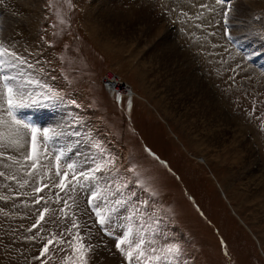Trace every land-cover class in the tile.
<instances>
[{"label": "rangeland", "instance_id": "obj_1", "mask_svg": "<svg viewBox=\"0 0 264 264\" xmlns=\"http://www.w3.org/2000/svg\"><path fill=\"white\" fill-rule=\"evenodd\" d=\"M36 1L29 0V6L19 1L20 13L17 9L13 12L28 17L27 26L19 24L24 35L13 39L6 36L5 29L1 31L0 25V42L26 57L38 70L34 75L59 91L65 102L55 107L24 109L18 118L41 128L59 131L64 127L66 132H79L78 138L61 136L58 142L62 141L64 147L70 144V162L84 168L91 166L85 157L99 155L95 144L102 145L115 164V176L109 174L100 182L111 183L113 178L128 182L129 191L135 193L128 197L130 201L137 206L142 200L148 201V214L159 217L158 238L167 236L180 242L181 264H264V198L253 199L256 169L264 176V0H231L228 5L214 0L221 6V23H217L221 26L216 34L222 37L212 44L213 56L206 51L211 47L208 41L199 40L194 31L190 32L198 41L185 36L180 26L183 23L178 25L175 17L172 20V16L157 13L155 8L152 15L148 9L149 18L142 15L143 5L138 0ZM156 1L186 7L205 0ZM132 2L136 3L133 10L128 6ZM5 5L0 9V18L12 9L10 3ZM213 6L208 0L203 10L210 19L216 18L211 15ZM184 16L195 19L196 26L205 22L194 14ZM185 21L187 27L192 24V20ZM163 39L188 58L166 57L164 48L172 54L174 47L161 45ZM244 42L250 44L247 49ZM217 64L225 68L217 69ZM194 75L198 76L195 81L199 86L189 79H195ZM105 76L108 81L117 77L113 88L120 91L118 97L103 82ZM74 89L76 93H72ZM71 100L75 105L67 103ZM63 104L75 110H64ZM26 112L35 115L33 122ZM73 120L79 125L75 129L67 127ZM0 131L5 134L6 144L11 129L4 125ZM241 133L254 148L255 161L252 157L250 162L246 151L239 147ZM42 139L38 133L35 151L29 133L24 135V149L0 148L5 153L0 157V172L5 173L0 176V264H80L85 249L77 232L85 237L83 243L94 245L87 253L88 264H128L117 251L115 240L95 223L86 189L77 190V207L60 212L64 204L63 200L56 202L57 193L67 199L68 189L61 192L53 186L60 177L55 175L56 161L43 148ZM56 148L61 146L57 143ZM30 153L31 159H24ZM9 155L16 159H7ZM129 168L136 169L140 180L155 195L136 186V177L127 171ZM70 178L65 179L69 187ZM45 184L48 187H43ZM35 188L42 191L35 192ZM45 207L49 211L37 224ZM131 207L129 203L119 210L121 224L128 214L126 209ZM73 219L81 225L79 229L72 228Z\"/></svg>", "mask_w": 264, "mask_h": 264}, {"label": "snow or ice", "instance_id": "obj_2", "mask_svg": "<svg viewBox=\"0 0 264 264\" xmlns=\"http://www.w3.org/2000/svg\"><path fill=\"white\" fill-rule=\"evenodd\" d=\"M224 16L225 35H228L227 12L224 13ZM228 38L229 40L232 39L231 36ZM28 69L32 71H28ZM36 71L38 70L35 69V66L26 57L17 53L4 42H0V126L8 125L11 129V139L6 144L5 134L0 131V148H22L24 135L25 133H29L31 135L32 149L35 151L37 134L40 133L43 137L41 141L43 148L50 152L56 161L57 171L55 175L60 177L59 182L53 186L59 188L61 192H65V188L68 189L65 192L67 199L57 193L56 202L59 203L60 200H63L64 204L60 212H64L65 208L77 207L78 203L75 194L78 189H86L87 205L91 209V212L95 214V223L100 226L105 235L115 240L117 251L125 256L128 264H132L133 258H135L138 264H181L183 249L180 242L169 239L167 236H163L162 239L158 238L161 236L159 217L155 213L148 214V201H140L139 206L130 201L128 197H134L135 193L129 191L128 182L120 183L115 178L112 179L111 183L108 180H104V183L100 182L104 176H109V174H112L113 177L115 176V164L111 156L102 150V145L95 144L94 147L98 150L99 155L85 157L86 161H91V166L84 168L76 162H70L69 154L73 153L70 144L64 148H56L61 136L78 138L80 136L79 132L71 131L69 133L65 131L64 127H60L59 131L53 127L41 128L34 123H29L18 118L17 114L24 109H39L46 106L55 107L58 103L65 102L64 97L59 91L42 81L39 76L34 75ZM67 103L75 105L74 100L67 101ZM76 107H79V105H76ZM5 116L9 119L6 120ZM78 126V122L75 120L67 125V127L72 129ZM149 154L154 155L150 150ZM4 155L5 153L0 151V157ZM7 159L14 160L16 157L9 155ZM24 159H31V153L25 156ZM32 167L35 168L36 164L34 163ZM127 171L133 173V176L136 177L134 183H136L137 187L143 188L144 191L155 195L140 180V175L135 168H129ZM98 173H103V176L97 175ZM4 175L5 173L0 172V176ZM29 175L33 174L29 173ZM42 175H47V173ZM69 176L71 177L69 180L70 187L65 184V179ZM113 185H115L114 188ZM43 187H48V185L45 184ZM34 191L40 192L42 188H35ZM68 193H72V195L69 196ZM69 200L72 201L71 205L69 204ZM39 202L40 200L37 199L36 203ZM129 203L132 204V207L126 209L128 214L123 216L124 223L121 224L119 222L121 219L119 210ZM48 211L49 208L47 207L43 209L37 220V224L43 219L44 213ZM73 215L75 216V213ZM145 216H147L146 220L144 219ZM114 219L115 223L113 222ZM33 227H36V225H33ZM80 227L81 225L77 223L76 219H73L72 228L79 229ZM84 227L90 234L88 226L85 224ZM71 230L67 229L69 232ZM77 235L80 236L81 247L85 249V252L80 256V264H88L87 253L93 250L94 245L83 243L85 237L80 235L79 232H77ZM51 243L52 240H49V244ZM44 247L46 249L48 245ZM43 255L44 250L41 251V256Z\"/></svg>", "mask_w": 264, "mask_h": 264}, {"label": "bare ground", "instance_id": "obj_3", "mask_svg": "<svg viewBox=\"0 0 264 264\" xmlns=\"http://www.w3.org/2000/svg\"><path fill=\"white\" fill-rule=\"evenodd\" d=\"M20 1V5H25V4H27L28 6H29V4H28V2H29V0H0V9H3V7H7L6 5H5V3H10L11 5H12V9H11V11L10 12H8L7 11V13L5 12L2 16H1V18H0V25H1V31H3L4 29L7 31L6 33L8 34V35H6V36H10V37H12L13 39H14V37H15V39L17 38V37H19V36H23L24 34H23V32L25 31V30H21L22 28L19 26V24H20V22H24L25 23V25L27 26V24H26V19L28 18V17H26L25 16V14H24V12L22 11V14H24V15H21L22 17H21V19H20V15H18V16H16V14H14L13 12L14 11H16V9L18 10V8H19V6L20 5H17V3ZM36 1V0H35ZM219 1H221L220 3L221 4H223V3H225L226 5H228V4H230V1L231 0H219ZM138 2H140V4L141 5H143L142 6V10H141V14L142 15H146L147 17L148 16H150V15H152V12H153V9L155 8V11H157V13H158V11L159 12H161L162 14H164V15H166V17H170V16H172V20H173V18L175 17L176 19V21H177V24L179 25L180 23H183V25H180V26H183L184 28V30L182 31V33L185 35V36H187V37H190L191 39H192V36L193 37H195L196 39H197V41H198V37H199V40H200V38H201V40H202V38H204V39H206L208 42H207V44H208V47L209 46H211V47H209V48H206V51H208L207 53H211V55H212V53H214V47L212 46V44H214L215 45V43H217L220 39H221V37H222V35H219V34H216L217 33V29L221 26V24H217V23H221L220 22V18H219V12H220V9H221V6H220V4H218V2H216V1H214V0H210V2H211V4L212 5H214L213 6V10H214V12H212L211 13V15H213L214 14V16L216 17V18H214V19H210V17H207L205 14H204V12H203V10L204 9H206L207 8V3H208V0H205V1H193V3H191V4H187V6L186 7H184L183 5H181L180 3H176V4H174V3H172L171 1L168 3V5H161V4H158L157 3V1L156 0H138ZM30 3V2H29ZM36 3H37V1H36ZM132 3H133V5H132ZM131 4L130 3H128V4H130V5H128V6H131V9L133 10L136 6V3H134V2H132ZM125 4V3H124ZM5 5V6H4ZM101 5V4H100ZM36 6V5H35ZM134 8H133V7ZM9 8V7H8ZM26 8V7H25ZM103 8V6L100 8V9H102ZM5 9H7V8H5ZM137 9V8H136ZM148 9L151 11V14L150 15H148L147 14V12H148ZM9 10V9H8ZM19 10H20V8H19ZM19 10L17 11V13L19 12ZM37 10V9H36ZM99 10V9H98ZM97 10V11H98ZM103 10V9H102ZM101 10V11H102ZM25 11V10H24ZM28 11V10H27ZM92 11V10H91ZM90 11V13L92 14L93 12H91ZM100 11V10H99ZM104 11V10H103ZM102 11V12H103ZM109 11V10H108ZM105 12V11H104ZM133 12V11H132ZM20 13V12H19ZM26 13V12H25ZM100 13V12H99ZM139 13V12H138ZM186 13H190V14H194V15H196V16H198L199 17V19L201 20V21H205V22H202L203 24H200V26L199 25H195V19H190V18H186L185 16H184V14H186ZM27 14V13H26ZM30 14V13H29ZM34 14V13H33ZM90 14V15H91ZM94 14V13H93ZM99 16L101 15V14H98ZM105 15H107L106 13H105ZM108 16V15H107ZM106 16V17H107ZM18 17H19V19H18ZM26 17V18H25ZM97 17V19H98V16H96ZM103 17V16H102ZM149 18V17H148ZM31 19V18H30ZM101 20H103L102 18H100ZM145 19V18H144ZM185 20H192V24L190 25V26H188L187 27V25H186V21ZM198 20V19H197ZM208 22V25H206V23ZM101 23H102V21H101ZM103 24V23H102ZM165 24V23H164ZM214 24H216L217 26H216V28H213L215 25ZM99 25H101V24H99ZM164 26V25H163ZM166 26H168V25H166ZM179 26V27H180ZM156 27V26H155ZM153 28H154V26H153ZM149 29V28H148ZM152 29V28H151ZM161 29H163V27L161 28ZM181 28H179V30H180ZM204 29H206L207 31H205ZM166 30V29H165ZM150 31V30H149ZM181 31V30H180ZM190 31H194L197 35H198V37L197 36H195L194 34H192ZM206 33H205V32ZM209 31V32H208ZM2 33V32H1ZM28 33H29V31H28ZM159 33V32H158ZM209 36H208V35ZM1 35V34H0ZM29 35V34H28ZM158 36H159V34H157ZM2 37V36H1ZM154 37V36H153ZM209 37H212V39L211 38H209ZM24 38V37H23ZM132 38V37H131ZM130 38V39H131ZM160 38V37H159ZM25 39V38H24ZM23 39V40H24ZM161 39V38H160ZM18 40H20V39H18ZM126 41V40H125ZM196 41V40H195ZM202 41H204V40H202ZM119 43V42H118ZM127 43V42H126ZM198 43V42H197ZM203 43V42H202ZM202 43L200 44V45H202ZM12 44V43H11ZM169 45V43L167 42V39L165 40V39H163L162 41H161V45ZM199 44V43H198ZM204 45H206V41H205V43H203ZM219 44V43H218ZM203 45V46H204ZM243 45H245L244 47H245V49H247L246 47H248L247 45H250L249 43H247V42H244V44ZM13 46V45H12ZM20 46V45H19ZM19 46H17V47H15V48H18ZM199 46V45H198ZM202 46V47H203ZM14 47V46H13ZM125 47V46H124ZM162 47V46H161ZM169 47L170 48H173L174 47V51L172 52V54H171V52L169 51V48H164V50L166 51V53H164L165 54V56L166 57H169L168 55L170 54V56H173L174 58H180V56L183 58V59H186V58H188V57H186V54H183L179 49H177V47H175V45H169ZM206 47H207V45H206ZM142 48V47H141ZM249 48H250V46H249ZM119 49V48H118ZM125 49V48H124ZM127 49V48H126ZM140 49V48H139ZM205 49V48H204ZM211 49V50H210ZM191 51H193V50H191ZM202 51V50H201ZM213 51V52H212ZM186 52V51H185ZM129 53V52H128ZM195 53V52H194ZM200 53H202V52H200ZM204 53H205V51H204ZM203 53V54H204ZM222 53V52H221ZM166 54H168V55H166ZM209 54H207V55H209ZM196 55H197V53H196ZM205 55V54H204ZM210 55V56H211ZM215 55V54H214ZM231 55V54H230ZM130 56V55H129ZM192 56V55H191ZM198 56V55H197ZM196 56V57H197ZM213 56V55H212ZM211 56V57H212ZM220 56V55H219ZM234 56V55H233ZM162 57H164L163 55H162ZM235 57L237 58V56L235 55ZM208 58V57H207ZM217 58V57H216ZM232 58V57H231ZM137 59V58H136ZM181 59V58H180ZM214 59H215V56H214ZM226 59V58H225ZM240 59V58H239ZM190 60V59H189ZM194 60H195V58H194ZM210 60H211V58H210ZM213 60V59H212ZM193 61V60H192ZM192 61H190V62H192ZM216 61V60H215ZM214 61V62H215ZM237 61L239 62V60L237 59ZM242 61V60H241ZM240 61V62H241ZM263 61H264V59H263ZM263 61H262V63H263ZM195 62V61H194ZM208 62H212V61H209L208 60ZM217 62V61H216ZM225 62V61H224ZM239 62V63H240ZM138 63V62H137ZM226 63V62H225ZM225 63H223L224 65H226ZM231 63V62H230ZM233 63V62H232ZM191 64V63H190ZM208 64V63H207ZM222 64V65H223ZM141 65V64H140ZM217 65H220V64H217ZM222 65H220L217 69H222V68H225L224 66H222ZM229 65H232V64H229ZM137 66V65H136ZM210 66V65H209ZM212 66H214V65H212ZM263 67H264V64H263ZM214 69H215V66H214ZM216 69V70H217ZM212 70V69H211ZM235 70V69H234ZM194 71V70H193ZM195 71H196V69H195ZM218 71V70H217ZM221 71V70H220ZM223 73V72H222ZM217 75H219V74H217ZM138 76V75H137ZM187 77H189V76H187ZM193 77V76H192ZM194 77H195V79L193 78H191V76L189 77V79L191 80V81H195V80H199V79H197L198 78V76H196V75H194ZM106 78H107V76H106ZM117 77H115L114 79H112L111 81H108V79H107V82H109L110 84L111 83H113L114 84V88H115V83H114V80L116 79ZM139 78V77H138ZM119 79V78H118ZM119 81V80H118ZM191 81L189 82V83H191ZM201 81V80H200ZM186 82L188 83V81L186 80ZM185 82V83H186ZM199 82V81H198ZM197 82V83H198ZM184 83V82H183ZM195 83H196V81H195ZM196 83V84H197ZM198 85V84H197ZM200 85V84H199ZM198 85V86H199ZM125 87V86H124ZM201 87V86H200ZM115 90V89H114ZM118 92V91H117ZM205 96V95H204ZM207 96V95H206ZM213 96V95H212ZM209 100V99H208ZM221 110V109H220ZM222 114V113H221ZM228 118V117H227ZM227 123V122H226ZM239 128V127H238ZM239 130H241L243 133H244V129L242 130L241 128H239ZM245 134V133H244ZM244 134H242L241 133V137L240 136H237V138L238 137H240V138H238V142L237 143H239V147H241L242 149H243V151H246L245 153H246V156H248V160L251 162V159H252V157H253V159H254V153H253V147H252V145L250 146V143L246 140V138H245V135ZM230 142V141H229ZM11 149H17V148H14V147H10ZM25 148V144L23 143V147L22 148H20V149H24ZM227 153V152H226ZM227 156V155H226ZM244 158V157H243ZM252 159V160H253ZM245 160H247V158L245 159ZM254 161H255V159H254ZM248 162V161H247ZM249 163V162H248ZM247 163V164H248ZM248 166V165H247ZM249 168V167H248ZM247 168V169H248ZM255 170V169H254ZM248 171V170H247ZM253 171V170H252ZM260 173V174H259ZM254 177L256 178V180H257V185L255 186V190H256V194H254L255 196H254V198L253 199H255V200H258V199H256V197L258 198V197H262V198H264V176H263V174L260 172V170H258V169H256V172H255V174H254ZM250 178V177H249ZM233 180V179H232ZM249 180V179H248ZM253 185H255V184H253ZM254 187V186H253ZM253 191V190H252ZM252 195H253V193H252ZM252 197V196H251ZM262 200V199H261ZM258 202H260L261 203V201L259 200ZM262 202H263V200H262ZM262 204V203H261ZM257 205V204H256ZM264 207V206H263ZM256 208V207H255ZM113 261V260H112Z\"/></svg>", "mask_w": 264, "mask_h": 264}, {"label": "built area", "instance_id": "obj_4", "mask_svg": "<svg viewBox=\"0 0 264 264\" xmlns=\"http://www.w3.org/2000/svg\"><path fill=\"white\" fill-rule=\"evenodd\" d=\"M114 77H116V76H113V78H114ZM113 78H112V79H113ZM103 82H107V78H106V76H105ZM107 83H108V84H107ZM107 83H106V84H107V86L109 87L108 89H109V90H112L111 92L114 93V94H116L115 96L118 97V93L120 94V91H119V92H116V91L114 90V88H113L114 86H112V85L109 86V82H107ZM104 84H105V83H104ZM128 91H129V90L126 89V92H128ZM129 93H130V91H129ZM121 94H122V93H121ZM125 94H126V93H125Z\"/></svg>", "mask_w": 264, "mask_h": 264}]
</instances>
